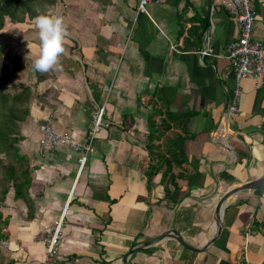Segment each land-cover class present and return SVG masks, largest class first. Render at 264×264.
Listing matches in <instances>:
<instances>
[{
    "label": "crops",
    "instance_id": "1",
    "mask_svg": "<svg viewBox=\"0 0 264 264\" xmlns=\"http://www.w3.org/2000/svg\"><path fill=\"white\" fill-rule=\"evenodd\" d=\"M55 1L49 14L68 33L62 70H33L34 20L0 31L8 39L0 43L22 59L14 82L31 90L18 143L31 182L27 196L10 189L0 204V264H40L39 233L61 217L58 264H120L132 246L170 229L202 248L218 199L264 177V85L243 80L240 115L224 120L236 87L225 56L235 18L223 0H149L145 13L140 0ZM251 1L254 38L264 41V0ZM204 46L212 55L201 58ZM100 107L110 126L83 167L68 147L40 152V126L84 144ZM242 254L264 262V187L230 198L221 233L204 251L166 238L127 264H235Z\"/></svg>",
    "mask_w": 264,
    "mask_h": 264
},
{
    "label": "built area",
    "instance_id": "2",
    "mask_svg": "<svg viewBox=\"0 0 264 264\" xmlns=\"http://www.w3.org/2000/svg\"><path fill=\"white\" fill-rule=\"evenodd\" d=\"M149 0H140L137 10L145 13ZM225 10L237 22L238 35L226 46V59L229 61L230 70L235 80V90L227 106L225 122L235 120L240 115V99L242 94L241 82L245 79H254L264 85V41L254 38L256 11L251 0H223ZM206 42L208 38L206 37ZM172 49L175 50V48ZM201 58L212 55L207 46L196 52ZM110 126L105 118L104 107L98 108L92 118L86 134L84 144L77 143L67 133H59L49 126H40L41 138L38 145L40 152H52L56 148L68 147L80 154L78 163L80 168L87 161V155L92 149L95 138ZM63 218H59L39 233V241L45 247V257L40 264H58L57 250L62 241ZM235 264H250L242 254L236 257Z\"/></svg>",
    "mask_w": 264,
    "mask_h": 264
},
{
    "label": "trees",
    "instance_id": "3",
    "mask_svg": "<svg viewBox=\"0 0 264 264\" xmlns=\"http://www.w3.org/2000/svg\"><path fill=\"white\" fill-rule=\"evenodd\" d=\"M55 4V0H0V31L8 23L20 24L34 20L38 14H49ZM21 64L22 59L10 54L7 44L0 43V204L10 189L15 198L27 196L31 182L18 148L20 123L29 113L31 98L28 86L14 82ZM4 225L0 213V240L5 237Z\"/></svg>",
    "mask_w": 264,
    "mask_h": 264
},
{
    "label": "clouds",
    "instance_id": "4",
    "mask_svg": "<svg viewBox=\"0 0 264 264\" xmlns=\"http://www.w3.org/2000/svg\"><path fill=\"white\" fill-rule=\"evenodd\" d=\"M39 39L38 53L32 62V68L39 73L60 71V57L64 54V41L67 28L59 15L38 14L34 18Z\"/></svg>",
    "mask_w": 264,
    "mask_h": 264
},
{
    "label": "water",
    "instance_id": "5",
    "mask_svg": "<svg viewBox=\"0 0 264 264\" xmlns=\"http://www.w3.org/2000/svg\"><path fill=\"white\" fill-rule=\"evenodd\" d=\"M209 27L208 17L206 19V29ZM205 29V30H206ZM264 187V177L256 178L249 182L240 184L238 186H234L228 189L216 202L214 208V231L213 234L210 236L208 242L202 248H193L188 246L182 238L176 233L175 230L170 229L166 232H163L159 236L153 238L152 240L145 242L139 246H132L128 252L121 258L120 264H127L128 259L131 255H133L137 251L144 250L150 246H153L166 238H170L175 240L179 245L190 250L192 252H199L204 251L208 246H210L220 235L222 227H223V213L226 203L230 200L231 197L242 193V192H254L259 188Z\"/></svg>",
    "mask_w": 264,
    "mask_h": 264
},
{
    "label": "rangeland",
    "instance_id": "6",
    "mask_svg": "<svg viewBox=\"0 0 264 264\" xmlns=\"http://www.w3.org/2000/svg\"><path fill=\"white\" fill-rule=\"evenodd\" d=\"M6 40H8L7 38H5ZM4 38H0V41L1 40H5ZM5 44H7L8 45V48H9V50H10V54H12V55H14V52H15V49H14V46H11V44H9V43H5ZM7 50H4V53L6 52Z\"/></svg>",
    "mask_w": 264,
    "mask_h": 264
},
{
    "label": "bare ground",
    "instance_id": "7",
    "mask_svg": "<svg viewBox=\"0 0 264 264\" xmlns=\"http://www.w3.org/2000/svg\"><path fill=\"white\" fill-rule=\"evenodd\" d=\"M212 230L214 231V226H213V229Z\"/></svg>",
    "mask_w": 264,
    "mask_h": 264
}]
</instances>
